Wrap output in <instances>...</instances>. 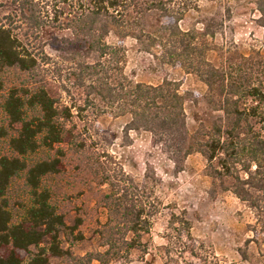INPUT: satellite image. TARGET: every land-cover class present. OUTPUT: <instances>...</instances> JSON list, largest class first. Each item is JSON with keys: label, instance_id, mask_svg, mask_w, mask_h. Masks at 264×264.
<instances>
[{"label": "trees", "instance_id": "16d2710c", "mask_svg": "<svg viewBox=\"0 0 264 264\" xmlns=\"http://www.w3.org/2000/svg\"><path fill=\"white\" fill-rule=\"evenodd\" d=\"M21 1L39 24L32 1ZM53 2L59 8L55 18L64 17V29L77 49L83 47L72 51L83 103L56 96L45 68L51 56L39 57L10 21H0V141L6 143L0 152V264H52L56 258L63 264H110L129 262L134 252L141 259L150 254L154 218L164 208L157 193L161 178L147 169L136 179L99 149L96 131L108 110L115 117L129 115L128 128L150 132L176 165L193 154L204 158L209 195L230 192L255 215L246 244L254 243L258 253L239 249L244 261L255 264L264 256V53L255 46L244 51L227 39L221 13H203V4L216 0ZM258 3L264 26V0ZM192 12L203 13L201 25L184 28L181 22ZM128 38L161 65L194 75L204 93L182 89L174 79L137 81L126 72ZM70 173L75 183L92 186L95 209L106 214L96 229L101 249L85 254L65 246L85 238L84 217L77 214L68 224L59 201ZM166 216L184 240L183 264H211L186 212Z\"/></svg>", "mask_w": 264, "mask_h": 264}, {"label": "rangeland", "instance_id": "374dc122", "mask_svg": "<svg viewBox=\"0 0 264 264\" xmlns=\"http://www.w3.org/2000/svg\"><path fill=\"white\" fill-rule=\"evenodd\" d=\"M40 15L38 24L31 15L22 8L21 0H0V21H10L14 31L34 52L51 56V62L45 65L49 73V82L55 95L66 103H72L74 98L83 103L84 92L75 87L73 73L76 67L74 53L77 43L71 31L64 29L62 21L54 14L59 8L54 7L53 0H31ZM259 0H216L215 3L203 4V13H221L226 29V38L240 44L244 51L255 46L264 53V26ZM62 5V4H61ZM213 11V12H211ZM203 13L192 12L181 22L184 28L188 25H201ZM74 40V44L66 45L64 39ZM108 40L115 43L117 39L111 35ZM126 72L137 81L159 83L164 78L182 82V89H191L204 93L205 86L192 74H187L179 67L161 65L151 54L142 50L141 44L128 38L125 42ZM78 49L83 50V47ZM77 49V50H78ZM70 89V95L65 89ZM79 98V99H78ZM189 119L192 115L188 110ZM105 121L97 130L99 149L108 150L116 157L117 163L134 178L141 179L148 169L161 178L157 193L163 202L162 213L154 218L150 254L144 259L139 252H134L131 261H114L110 264H183L187 255L182 239L175 235L169 227L170 210L186 212L193 224L192 231L203 243L204 253L211 264H252L244 261L239 249L247 246L246 241L252 237L250 225H253L255 215L246 203L227 192L213 199L208 189L210 180L205 175V160L200 154L190 155L180 165L170 160L162 146H158L153 135L143 129L128 128L130 116L115 117L111 110L105 113ZM189 120V121H190ZM100 124V122H99ZM0 141V152L5 146ZM59 190V201L66 214L68 224L73 225L77 214L84 217L80 230L85 238L75 245L66 241L65 246L71 247L76 254L101 249L100 239L96 234L98 221L104 222L106 214L102 209H95V202L88 193L92 186L75 183L72 173L65 176ZM79 209V211L77 210ZM248 250L258 253L254 243H249ZM264 253V246L262 247ZM254 258L255 264H264V256ZM207 262V263H209ZM52 264H63L62 260L54 259ZM96 264H98L96 262Z\"/></svg>", "mask_w": 264, "mask_h": 264}]
</instances>
